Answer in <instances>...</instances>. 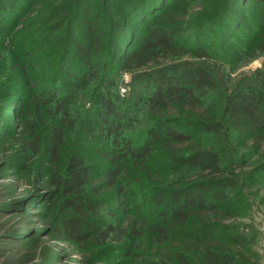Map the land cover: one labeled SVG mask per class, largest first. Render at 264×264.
<instances>
[{
  "label": "trees",
  "instance_id": "obj_1",
  "mask_svg": "<svg viewBox=\"0 0 264 264\" xmlns=\"http://www.w3.org/2000/svg\"><path fill=\"white\" fill-rule=\"evenodd\" d=\"M25 1L30 0H0V76L14 68L9 63L22 59L19 52L25 53L32 45L41 47L40 42L33 39L31 42V36L26 43V38L33 34L30 31L34 21H30L28 28L13 31L9 39H4L19 22L24 9L20 3ZM102 1L109 18L100 24L88 16L91 0H66L61 5L62 12L55 10L52 18L38 28L37 32L49 37L42 42L62 38L63 54L67 50L76 54L82 63L79 68L82 73L70 80L73 81L71 89L45 80L42 88L30 91L33 110L24 112L26 103L22 100L11 112L14 127L20 119V129L2 138L6 143L3 149L12 153L19 151L24 156L19 158L13 153L9 157L12 165L22 171L14 174L13 179L19 180L20 187L29 181L26 174L33 177L39 174L32 172L33 166L41 167L46 171L41 176L46 180V187L49 186L46 190L53 202L47 214L34 212L44 205L40 195L21 193L12 197L11 183L0 189V215L9 214V218L0 220V256L7 255L3 263L27 264L32 259L26 254L30 247L23 245L39 235L27 226L34 213V219L42 216L47 220V237L77 252L90 251L91 256L104 264H257L247 247L246 236L237 232L231 223L224 222L239 215L232 206L236 197L244 193V187L253 181L255 170L241 171L242 165L227 161L222 151L214 147L196 146L185 154L178 153L172 147L189 140L190 134L156 114L172 100L196 103L200 95L217 86L207 65L208 49L186 48L189 33L195 30L197 21L207 16L189 18L190 11L184 6L200 7L198 3L202 0ZM248 1L251 5L240 8L233 0H222L214 14L227 19L226 23L235 24L232 22L237 19V14H233L235 9H240L238 14L247 15L252 8L263 18L264 0ZM93 17L99 15L93 14ZM73 30L76 36H71ZM228 31L238 33L239 27H229ZM251 46L240 48L235 61L262 57L260 65L226 97L220 121L197 116L189 120L192 129L204 133L224 129L250 136L257 142L264 139V34ZM188 50L197 59L191 65L161 64ZM65 55L60 58L61 63ZM150 66H153L150 76L129 102L118 92L115 75L121 71H145ZM89 83L94 97L92 104H87L79 92L88 88ZM1 84L11 88L5 95L0 94V103L5 104L15 94L8 80H0V89H3ZM140 105H147L152 111L149 120L153 122L135 142L137 127H146L142 126ZM44 106L46 120L41 114ZM76 120L81 122L89 142L99 141L95 157H87L85 150L77 145L65 149V138H69L65 131L68 127L74 128ZM37 127L43 131L37 132ZM3 133L0 132V137ZM157 142L169 152L168 160L149 163L147 160L152 158ZM235 157L242 161L245 156L238 153ZM166 162L179 164L176 169L192 171V174L187 176L186 172L172 179L170 170L166 179L158 178L156 184L150 185L153 191L148 204L152 212L145 217L137 209L129 211V193L148 183L144 178L126 180L127 172L146 168L148 163L155 165L156 171ZM24 202L31 211L26 217L11 214L25 211ZM117 214L122 215V220H128L125 225L120 224ZM141 238L145 239L141 241ZM16 239L23 244L15 248L11 243Z\"/></svg>",
  "mask_w": 264,
  "mask_h": 264
},
{
  "label": "rangeland",
  "instance_id": "obj_2",
  "mask_svg": "<svg viewBox=\"0 0 264 264\" xmlns=\"http://www.w3.org/2000/svg\"><path fill=\"white\" fill-rule=\"evenodd\" d=\"M65 1L66 0H30L28 3L27 1L20 3V5H23L22 7L24 9L18 19L19 22L17 21L18 23L13 25L4 39L6 41V39H9L10 34H13L22 27L27 26L28 28L30 21H34L31 24L30 31V33L33 34L26 38V43H28V38L31 36V42L32 39L34 41L36 40V43L40 42L41 47L34 48L32 45L28 47L25 53L20 54L19 52V58L22 59L17 63H9V66L15 65L14 68L8 70L5 76H0V80H8L10 85H13V93L15 94L10 97L5 104L0 103V132H4L0 137V189L3 190V186L11 183L13 184L10 188V190L13 191L12 197L20 195L21 193H25L26 196L34 194L40 195L44 201V205L41 209H36L34 212L43 211L45 214H47L50 203L53 202L52 197L47 193L46 189H49V186L47 185L46 187V180L43 177L46 171H43L41 167L37 169L36 166H33L31 168L32 172H39L40 175L38 174L37 177H33L29 174H24L26 180L28 179L29 181H27L26 184L22 183L19 187V180L14 181L13 176L18 172L22 173V171H20L21 169L18 170L16 165H12V157H9L13 155V153L17 154L19 158H23L24 156H20L21 153L19 151H14L12 153L9 150L3 149L6 143L2 138L15 134L20 129V119L19 125L14 127L15 120L11 116L12 110L16 108L20 101L25 100L26 106L23 109L24 112L33 110V98L30 94L32 88H42L43 83L47 80L51 84L59 85L60 88L64 87L71 89L73 88L71 87L73 86V81L70 80L77 79L82 73L79 72L82 63L80 65L76 54L68 50L63 54L64 42L61 43L62 38L59 39L60 43H58L59 40L57 41L54 38L42 42L49 37H47L46 33L42 36L41 34H43V32H37L43 22H47L49 18H52L55 10H57V13L62 12L63 8L61 5ZM221 1L222 0H202L201 3H198L200 7L192 8L188 4L184 6L185 9L190 11L189 13L191 15L189 18L207 16L206 19L197 21L195 30L189 33L190 35L186 43V48L192 49L203 46L208 49L209 60H207V65L216 78V88L211 92L200 95L196 103L172 100L163 111L156 112V114H160L159 116H161L162 119H169V123L173 124L175 128L182 129L190 134L189 140L172 147L178 153L181 152L185 154L190 151L192 147L196 146L214 147L222 151L221 153L225 156L227 161L233 162L236 166L242 165L239 168L241 171H249L252 168L255 170V176L251 178L253 181L248 183V187H244V193L236 197L237 201L234 204L235 208L234 205L232 206L239 215L228 218L224 220V222L231 223L236 227L234 229H236L237 232L246 236V244L252 254V258L256 260L257 264H264V139L257 142L250 136L238 135L233 131L224 129L216 133H204L196 128L192 129L189 125V120L192 121L197 116H208L216 119V121H220L226 97L247 79L252 70L259 66L262 60V57L253 58L251 60H247L246 58L237 63L235 58L240 48L250 47L260 40L261 35L264 34V17L261 18L259 11L252 8H249L247 15L244 14V12L238 14V11H240L238 8L237 10L235 9L233 13L237 14V19L232 21L235 22V24L226 23L227 19L225 20L224 17H218L214 14V12L218 11ZM233 2L234 5H239L240 8H242L241 6L247 7L251 5L248 0L246 3H244V0H238L237 2L233 0ZM54 4L56 5L55 8ZM57 6L58 8L56 9ZM103 9L102 0H91L87 12L88 16L93 18L92 20H98L100 24L103 20H108L109 18L108 13ZM93 14H98L99 17L95 18ZM79 26L81 25L79 24ZM237 26L239 27L238 33H230L228 31L229 27L235 29ZM74 27L76 28V25ZM73 32L74 30L71 36H76V33L73 34ZM235 32H237V30H235ZM232 36H234V39L231 38ZM236 40H240L241 43L236 42ZM251 47L253 48V46ZM250 51L251 49L249 48V52ZM62 54H66L63 63H61L60 60L63 56ZM193 60L197 61V59L192 56L191 51L188 50L184 55L170 58L169 60L161 62V64L171 67L181 63L190 64ZM152 68L153 66H150L148 69H145V71L139 70L135 73L126 71L117 72L115 76L118 92L126 97L129 102H132L135 92L143 88L144 79L150 76L149 73ZM68 75H71V77H66ZM110 75L113 76L112 74ZM88 85V88L84 90L80 89L79 92L83 95L82 97L85 98L87 104H92L94 97H91L93 94L91 92V84L89 83ZM1 86L3 89H0V94L2 95H5L11 90V88L6 85L1 84ZM11 102L13 105L9 106ZM139 109L142 115V126L146 127H137V131H135L133 136L135 142L140 140L143 131L153 122V120H149V113L152 111L149 110L147 105H140ZM5 114H8V116ZM41 114L43 118L47 115L45 106L41 108ZM74 123V128L69 129L68 127L65 131L66 134H69V138H65V142H67L65 149L70 150L71 147L73 148V146L77 145L79 146L78 148L85 150V155L87 157H95L96 149L99 148V141L89 142L84 135V130L81 128V122L76 120ZM36 130L37 132L38 130L41 132L43 131L41 127H37ZM148 133L149 131L145 134L148 135ZM154 148L155 151L152 153V158L147 160L149 163H152L153 160H168L169 152L165 151L164 147H161V142L155 143ZM234 152H237L236 155H238V153L244 154L245 157L241 161L239 158L235 157L236 155H234ZM17 161L19 162L18 159ZM34 161L35 160H33V163ZM25 162L27 163V161ZM149 163L146 165V168L134 170V174L129 170L125 176L126 180H141L144 178L148 183V185H142L140 188L135 187L132 189L128 195L127 202L129 211L134 212V210L137 209L139 214L145 217L148 216L149 212H152V207L148 204L149 196L151 195L150 192L153 191L150 186L152 183L156 184L158 178L166 179L170 170L172 179H175L182 173L188 172L186 173L187 176L189 173L192 174V171L176 169V167H179V164L173 162H166L159 165L156 171L154 170L155 165ZM47 195H49V197H46ZM23 204L25 207L26 203L24 202ZM27 208H30L29 205L24 208L25 211L11 214L26 217L27 212H31ZM8 215L9 214L0 215V220L9 218ZM33 215L34 213H32V216ZM32 216L28 219L27 226L39 232V235L29 244L23 245L30 247L29 252L26 254L32 259L27 264H104L98 261L97 258H94V256H91L90 251L85 253L77 252L67 244L54 241L47 237V220L42 219V216L38 219H34ZM116 216L120 224L125 225V223H127L128 220H126V218L122 220L121 214H117ZM144 239L145 238H141L140 240L142 241ZM24 242L29 241L26 240ZM20 244H23L20 239L11 243L15 248L20 247ZM23 249L27 250L24 247ZM6 257L7 255L0 256V264H4L3 262ZM104 262L106 263V261Z\"/></svg>",
  "mask_w": 264,
  "mask_h": 264
}]
</instances>
